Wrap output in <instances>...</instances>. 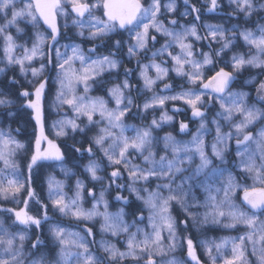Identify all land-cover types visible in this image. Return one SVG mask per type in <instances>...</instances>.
<instances>
[{
  "label": "snow or ice",
  "instance_id": "snow-or-ice-1",
  "mask_svg": "<svg viewBox=\"0 0 264 264\" xmlns=\"http://www.w3.org/2000/svg\"><path fill=\"white\" fill-rule=\"evenodd\" d=\"M227 6L230 27L200 23L201 9L191 0H183V12L177 0H25L22 7H17V0H0L5 21L0 24L4 39L0 76L6 77L0 81V124L4 125L0 127V200L22 205H0V264H205L201 255L207 264H264V107L259 106L264 105V0H227ZM218 9L220 0H208V12ZM188 16L192 20L181 23ZM58 17H63L62 25ZM233 18L236 23H231ZM41 20L50 31L47 36L37 33L31 47L17 44L9 32L15 27L18 35H27L19 24L36 26ZM72 29L74 37L92 46L85 49L83 43L71 40L61 45ZM241 42L247 52L236 50ZM101 47L107 54H97ZM174 48L179 51L174 53ZM16 49L22 55H15ZM142 57L149 62L143 63ZM37 58L38 68L32 66ZM133 59L136 68L124 66L125 60ZM121 69L124 78L109 87L105 74L118 78ZM150 69L155 70L154 78ZM252 69L257 70L255 75L242 79ZM14 70L26 80L31 75L28 87L20 85L15 75L8 76ZM137 71L141 88L130 82ZM170 72L189 87L180 85L181 90L171 95L157 94L158 82L163 92H172ZM78 85L83 94L77 93ZM93 87L105 91L115 108H109L103 97L89 95ZM53 88L50 107L59 113L67 106L73 113L51 123L56 138L75 141L69 147L80 159L87 157L84 172L102 186L97 193L76 179L69 197L63 182L50 178L45 203L32 187L34 170L55 165L66 176L76 175L66 167L60 145L45 132L46 102ZM134 88L137 96L142 91L153 95L139 105ZM169 101H183L191 118L199 121L195 133L188 123L176 122L177 134H190V139H177L172 132L154 134L174 123L164 110ZM157 107L163 110L159 119L153 117L143 126L125 122ZM21 110H29L35 125L29 144L13 135L19 134V128L11 127ZM173 111L182 109L174 106ZM77 136L82 139L76 140ZM18 155L25 160L23 172ZM101 158L106 161L103 166ZM74 167L81 165L74 163ZM107 169H111L107 177L98 174ZM125 179L126 183L118 182ZM113 186L114 199L124 205L115 213L108 210L106 199ZM85 197L93 201L91 208L83 207ZM237 199L248 211L241 209ZM30 202L38 206L37 214L32 213ZM50 210L82 225L81 230L50 223ZM4 216L12 220L11 225H6ZM97 218L99 234L124 236L123 248L96 239ZM88 222H93L91 227ZM238 225L245 228L242 235L219 243L201 240L197 245L191 235L211 226L236 229ZM197 247L203 248L201 254ZM226 248H230L228 255ZM177 250H183V258L175 255Z\"/></svg>",
  "mask_w": 264,
  "mask_h": 264
},
{
  "label": "trees",
  "instance_id": "trees-1",
  "mask_svg": "<svg viewBox=\"0 0 264 264\" xmlns=\"http://www.w3.org/2000/svg\"><path fill=\"white\" fill-rule=\"evenodd\" d=\"M201 0H191V3L193 4H198ZM25 2V0H17V7H22L23 3ZM178 2V8L180 12L184 11V7H183V0H177ZM221 10L218 13H214L209 15L208 17L202 18L200 23H211V24H220V23H224L225 27H230L231 24L226 23L227 17H226V13L231 11V9L227 6V0H221ZM99 14V13H98ZM175 15V14H174ZM175 18L179 19V16L177 15ZM59 24H63L64 20L63 17L59 18ZM192 20L191 16H188L184 19L181 20V23L183 24H187L188 22H190ZM4 18L2 15H0V24H3ZM70 23V22H69ZM231 23H236V18H233ZM19 27L23 28L25 30V33H27V35H22V34H17V32L15 31V27H12L9 29V32L11 33V35L16 39V43L17 44H26L28 47H31V44L35 41L36 39V34L40 33L43 36H47L49 33V29L46 27V25L43 23V21L41 20L39 24H37L36 26H33L31 24H26V23H20ZM200 31H204L203 28L199 29ZM75 31V29H72L70 31H68L67 33V37L62 38L60 41V44H66L69 43L70 40L74 41L76 43H83L85 46V49H87V47H91V43H87V42H83L81 41L79 38H76L73 36V32ZM117 39H119L120 37H116ZM124 39H127V36H124ZM160 43H164V40H161ZM56 47H60V45H56ZM156 48L160 47V44H157L155 46ZM197 47H203L202 44H198ZM217 47V45H213V48ZM4 39L2 36H0V67H4V63H3V59H4ZM46 50V48H45ZM61 52L64 51V49L61 47L60 48ZM155 50V49H153ZM237 51L240 52H247L248 49L243 45V42L240 43V47L238 49H236ZM126 51V50H125ZM172 51L178 52V48H174L172 49ZM203 51L207 52L208 48L207 47H203ZM18 52L20 54H16L17 56L22 55V51L18 50ZM107 54V49L101 47L98 48L97 50V54ZM231 55V53H229V56ZM199 58V57H197ZM229 57H223L219 63L220 67H224V60H227ZM143 63H148L149 60L145 59V58H141ZM160 58H157V62H159ZM166 59V57H165ZM32 66L34 67H39L40 66V60L39 58L34 59L32 61ZM77 68L79 67V64L76 65ZM124 66L128 67V68H136V60L133 59L131 62H128L127 60L124 61ZM169 67H171V62H169ZM226 70L230 71V68H226ZM121 71V75L118 78H112L109 77L107 74H105L104 79L109 80L110 83L108 84V86H112V84L115 83H119L124 77H123V69L120 70ZM256 69H252L250 71H246L243 74L242 79H245L251 75H255L256 73ZM154 73L155 70L154 69H150L149 70V75L152 76L154 78ZM15 75L16 79L19 81L20 85H23L24 87H28L27 84V80H32L31 75L29 74L27 77V80L23 77H21L18 73V71H13L8 73V76H12ZM169 76L171 77V79L168 80L169 83H171L173 85V90L172 92H168L165 93L163 92V84L158 82L156 88L154 89V91L157 94H174L175 92H178L181 90L180 85H183V87L185 89H187L189 86L187 85V83L185 82L184 79L180 78V77H176L174 72H170ZM6 77L4 76H0V81L5 80ZM132 84H134L136 86V88H141L142 86V81L138 79V71L134 74V77L131 79L130 81ZM2 86V85H0ZM236 86H234V90H235ZM248 90V89H245ZM77 92L78 94H83V87L82 85H80L77 88ZM133 96L135 97V103L142 105L146 99H150L151 96L153 95L152 91H142L140 95L137 96L136 93V89H133ZM55 95V89L53 88L49 93H48V101L46 102V125H45V132L48 135L49 139L54 140L55 143L59 144L61 149L65 152L66 155V159H67V164L66 167L71 168L72 171L76 174L74 176H66L64 174V172H62L60 170L59 166H45V167H41L38 168L36 170H34V175H33V180H32V187L35 188L36 192L39 194L40 198L47 203V192H48V180L54 179L56 181H61L64 184V188L63 191L67 194V196H72L75 192V181L76 179H80L83 180L85 183V187L86 188H94L96 190V192L98 193L100 188H101V184L99 182H92L90 180V177L88 176V174H86L83 170L82 165L87 163V157H85L84 159H80V156L78 153H74L71 148L69 147V145H72L75 143V141L71 138H67V137H61L59 139L56 138L55 136V130H53L51 128V123L57 119H61L63 118L65 115L68 118H71L73 113L71 112V110L65 106L64 109H62L59 113H57V111L54 108L50 107L51 101L54 98ZM89 95L95 97V96H101L103 97L105 100L108 101V105L111 106L112 108H115V102L113 100H111L107 93L101 89L95 88L93 87V90L89 93ZM13 99H15V90L13 91ZM107 105V106H108ZM19 105H17L18 107ZM108 106V107H109ZM179 107V108H184L186 110H190L188 109L183 101H169L166 102L165 106H164V110L167 111V113L169 115H172L174 117V123L173 125H164L163 130L162 131H158L157 135H164L165 132H172L174 135H177V139H182V140H188L191 138L190 134H177L178 133V123L179 121H186L189 124V128L191 129V133H195L198 125H194L193 120L191 118V112L184 116H182V112L176 113L173 111V107ZM261 107H264V105H259ZM15 110V108L13 109ZM135 111V109H134ZM162 111L159 107H157L156 109H149L148 112L146 113H140V116L136 117V118H131L128 119L126 118V123L128 124H134L136 126H143L147 123H150L151 119L153 117H156L157 119H159L160 115L162 114ZM141 117H143V119H141ZM96 119H99V117H95ZM199 123V121H197ZM34 121L31 119L30 117V112L29 110H21L18 112L17 118L14 122H12L11 127L13 129L19 128L20 132L19 134H16L15 132H13V135H16V138L18 140H20L21 142L25 143V144H29L32 140V134H33V130H34ZM0 127H4V125L0 124ZM225 131L228 130L227 127H225L224 129ZM95 129L93 130L94 134ZM128 135H132L133 133L131 131H129L127 133ZM91 135V134H90ZM76 140H80L82 139V137L77 136L75 138ZM206 140L208 142H211L212 140V135H208L206 137ZM76 147H80L79 144L75 145ZM97 157H100V154L97 153ZM17 159L20 162V168L21 171H24V164H25V160L21 158L20 155L17 156ZM137 162H139V159H137ZM74 163H79L81 165V167H74ZM100 163L102 164V166L106 163L105 160H103L102 158L100 159ZM2 166V165H0ZM111 169H107L105 171H101L100 173H98L99 175L105 176L107 177V173L110 172ZM119 183H126V179L125 180H121L118 181ZM105 183H107V180H105ZM248 184H251L252 181L249 179L247 181ZM198 196H200L202 198V194L201 193H197ZM237 197H241L242 198V193L238 192ZM21 199H23V193L20 194ZM115 189L113 186V189L110 190V193L106 196V199L109 201V211L112 213H115L119 210L120 207H123L124 205L120 202H117L115 199ZM93 201L91 200L90 197H85L84 203H83V207L84 208H91ZM236 203L238 205H240L241 209L244 211H248L247 206H245L244 204L241 203L240 199L236 200ZM0 205H2L3 207H21L22 205H17L12 203L11 199L5 201V200H0ZM33 212L36 214L38 213L39 209L38 206L35 205L33 203ZM201 211H203V209H200ZM101 211H103V208L101 207ZM125 211H128L127 208H125ZM49 215L53 216V220L50 221V223H56V222H60L62 223L64 226L70 227L71 230L73 231H80L82 225L77 226L76 222L70 220L69 218L66 217H60L58 214L57 215H53V213L51 212V210L49 211ZM3 219L5 220L6 225H11L12 220L10 218H8L7 216H4ZM125 219H129L127 216L125 217ZM100 219L97 218L95 221V227L93 228V232L96 233V239L100 240L101 238L103 239H107V240H111L113 243H117V245L121 248H123V241L125 239L124 236H120L118 238L116 237H112L110 234H106L101 236V234H99V224H100ZM130 222V221H129ZM93 224V222H88V226L91 227ZM144 225H141V227H143ZM239 229V230H237ZM19 229L17 228H12V231H17ZM132 231H134L135 229H131ZM42 231L46 232L47 231V225L43 226ZM245 231L244 226L242 225H238L236 229H227V228H223L220 226H211V228L209 230L206 231H201V232H192V238L194 240V242L199 245V242L201 240H205V241H209L211 242L212 240H215L217 243H219L223 238H227V237H237L239 235H242L243 232ZM197 252L198 254H201L203 252V248L201 247H197ZM230 252V248H226L224 250V254L228 255ZM178 258H183L185 253L183 252V250H177L176 254H175ZM201 259L205 261V264H207V258L203 255H201Z\"/></svg>",
  "mask_w": 264,
  "mask_h": 264
},
{
  "label": "rangeland",
  "instance_id": "rangeland-1",
  "mask_svg": "<svg viewBox=\"0 0 264 264\" xmlns=\"http://www.w3.org/2000/svg\"><path fill=\"white\" fill-rule=\"evenodd\" d=\"M220 2H221V0H220ZM207 4H208V0H201L197 5H196V7H198V8H200L201 9V12H202V16H201V19L202 18H205V17H208L209 15H211V14H214V13H218L221 9H218L216 12H208L207 11ZM59 18L60 17H58V19H57V22H58V24H59ZM201 22V21H200ZM46 27H47V25H46ZM18 50H20V49H16V51H15V53L16 54H20L19 52H18ZM14 53V54H15ZM77 67V66H76ZM80 85H78L77 86V88L79 87ZM78 93V92H77ZM109 106V105H108ZM109 108H112L111 106H109ZM188 111V112H187ZM182 116H184V115H186L187 113L189 114L191 111L190 110H186V109H184V108H182ZM187 112V113H186ZM184 122H186V121H184ZM186 123H188V122H186ZM193 124L194 125H198V122L197 121H193ZM31 205H33V203H31L30 202V204H29V207H30V209H31V211L33 210V206H31ZM32 213L33 214H36V212L34 213L33 211H32Z\"/></svg>",
  "mask_w": 264,
  "mask_h": 264
}]
</instances>
